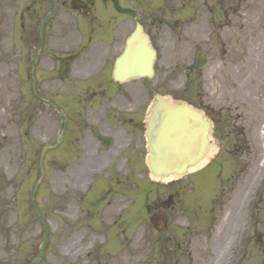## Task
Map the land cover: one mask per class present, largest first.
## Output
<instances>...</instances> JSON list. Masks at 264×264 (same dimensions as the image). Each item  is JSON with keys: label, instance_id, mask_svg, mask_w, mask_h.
I'll list each match as a JSON object with an SVG mask.
<instances>
[{"label": "rangeland", "instance_id": "1", "mask_svg": "<svg viewBox=\"0 0 264 264\" xmlns=\"http://www.w3.org/2000/svg\"><path fill=\"white\" fill-rule=\"evenodd\" d=\"M237 4L235 0H126L125 37L137 22L150 31L158 52L156 76L150 82L137 80L121 87L129 96L109 99L108 92L114 93L111 59L123 50L117 37H98L114 28L111 4L62 0L56 20L46 27L36 79L39 94L62 108L64 129L60 114L40 102L32 88L40 19L48 11L38 17L30 10L24 19L23 0H0V264L38 260L45 236L44 259L38 264H135L137 224L148 226L150 211L165 210L171 195L187 198L200 192L195 189L198 180L192 177L170 188L150 179L142 166L132 169L122 161L121 144L130 129L117 118L135 114L136 98L145 88L150 92L147 111L154 96L161 95L186 100L197 109L204 105L211 115L214 109L207 106L217 108L220 103L208 88L220 79L221 68L223 74L231 71L236 96L231 117L215 119L211 141L221 152L212 169L219 163L224 182L243 167V183L259 210L252 264H264V140H260L264 133V11L252 2ZM229 20L233 29H226L228 36L215 38L218 25ZM176 21L182 26L198 24L201 33L188 40L174 28ZM160 29L173 38L161 42ZM199 51L210 58L203 76L211 84L205 88L194 74L190 85L185 81L186 68ZM63 132L62 147L44 156L45 178L35 194L43 218L39 219L31 198L41 177V151L54 146ZM98 134L114 138L109 151L96 147ZM78 139L83 143L77 146ZM90 155L91 160H81ZM211 184L217 180L211 179Z\"/></svg>", "mask_w": 264, "mask_h": 264}, {"label": "flooded vegetation", "instance_id": "2", "mask_svg": "<svg viewBox=\"0 0 264 264\" xmlns=\"http://www.w3.org/2000/svg\"><path fill=\"white\" fill-rule=\"evenodd\" d=\"M235 1L239 4L252 2L256 9L264 11V0ZM107 2L111 4L109 7L114 11L111 21L117 20V24L114 25L113 30L107 35L109 38L117 37L124 48L126 40L124 28L125 0H107ZM61 6L62 0H45L43 2L26 0L24 8L26 11L34 10V15L39 17L45 11L49 13L55 7L58 12ZM254 21L257 22V18H254ZM232 24V20H229L226 24H219V34L215 35V38L217 37L220 40L223 36H228L226 35V29L232 30ZM200 27L198 24L185 26L180 24L179 29L186 36V39L189 40L199 35ZM147 32L150 35L148 29ZM224 32L225 35H223ZM158 36L161 42H167L173 38V35L168 30L163 29H160ZM180 38H183V35ZM113 59L115 58H112V61ZM112 65L114 67V61ZM193 66L189 65L186 68L185 81L187 85L191 84L193 73L201 82V87L205 88L210 85L211 83L205 80L203 72L196 71ZM223 69H220V79L217 80V83L212 84V88H208V91L213 89L214 95L220 103L217 108L207 106V108L214 109L209 115L213 121L217 117H231L233 106L235 105V83L231 81V71L227 75L223 74ZM221 77L228 84L223 82ZM125 85L114 84V93L115 91L119 92L115 94L108 92V98L129 96V93H122L121 87ZM149 94L150 92L147 88H145L144 94L139 93L136 98L138 103L134 115H121L117 118L119 122H122L124 126L127 125L130 129L127 132L125 144L122 143L121 146L124 151L122 161L125 159L126 164L132 169L138 166H145L147 155V109L145 107L146 97ZM201 108L206 109L204 105H201ZM239 132L245 134V131H236V133ZM100 136L102 135L98 134L95 138L98 146L94 143L93 145L100 147L103 151H109L115 144L114 138L105 135L106 138L111 137L113 139L112 146L106 150L99 139ZM86 138L88 139L89 137ZM79 139L76 142L77 146L82 142H79ZM83 145L88 148L89 144L84 143ZM91 158L92 156L90 155L86 159L83 158L81 160L85 163L86 160H91ZM120 167H122V162H120ZM219 167L218 164V168H207L199 174L196 185L200 195L187 196V198H173L171 195L170 198L165 200V210L150 211V225L143 227L141 223L137 224L133 239L135 264H252L255 238L254 198L250 194V189L246 186V182L243 183L244 169L239 168L237 174L232 176V178L227 176L226 181L223 182V172ZM211 179L217 180V184L212 185ZM239 179L240 184L237 183ZM190 182L192 183L193 181ZM169 187L172 188V186ZM155 215H161L163 218L156 219V225L153 226L151 217ZM261 238L264 242V232Z\"/></svg>", "mask_w": 264, "mask_h": 264}, {"label": "water", "instance_id": "3", "mask_svg": "<svg viewBox=\"0 0 264 264\" xmlns=\"http://www.w3.org/2000/svg\"><path fill=\"white\" fill-rule=\"evenodd\" d=\"M53 15L54 12L50 13L41 24V41L35 59L43 44L45 25ZM155 60L156 52L149 37L143 27L137 25L127 40L124 54L116 60L114 79L126 82L136 78H152ZM210 132L211 125L201 113L187 104L167 102L158 96L148 125V162L152 175L162 179L177 178L198 167L209 154ZM50 149L55 147H45L41 153V181L45 176L44 154ZM43 250L44 246L41 248Z\"/></svg>", "mask_w": 264, "mask_h": 264}, {"label": "bare ground", "instance_id": "4", "mask_svg": "<svg viewBox=\"0 0 264 264\" xmlns=\"http://www.w3.org/2000/svg\"><path fill=\"white\" fill-rule=\"evenodd\" d=\"M260 140H262V141L264 140V133L263 132H261V134H260ZM216 151L217 150L212 146L211 149H210V154H209V157H208L207 161L205 163H203L202 165H200L195 171L200 170L206 164H208L210 162V160H212L214 158V156L216 155ZM263 153H264V148H263ZM263 159H264V156H263ZM154 180L157 181V178L155 177ZM168 181L169 180L164 179L162 182H168ZM116 203H118V201ZM72 206L75 207L74 203L72 204ZM95 239L97 240L98 236L94 234L93 240H95Z\"/></svg>", "mask_w": 264, "mask_h": 264}]
</instances>
